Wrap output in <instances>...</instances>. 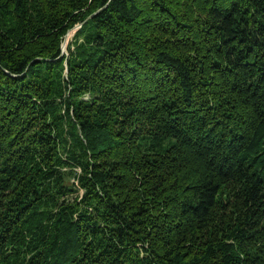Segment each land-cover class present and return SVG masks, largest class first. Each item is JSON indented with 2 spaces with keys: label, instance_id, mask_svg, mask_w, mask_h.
Listing matches in <instances>:
<instances>
[{
  "label": "trees",
  "instance_id": "obj_1",
  "mask_svg": "<svg viewBox=\"0 0 264 264\" xmlns=\"http://www.w3.org/2000/svg\"><path fill=\"white\" fill-rule=\"evenodd\" d=\"M0 264H264V0H0Z\"/></svg>",
  "mask_w": 264,
  "mask_h": 264
},
{
  "label": "rangeland",
  "instance_id": "obj_2",
  "mask_svg": "<svg viewBox=\"0 0 264 264\" xmlns=\"http://www.w3.org/2000/svg\"><path fill=\"white\" fill-rule=\"evenodd\" d=\"M78 27H79V26L77 25V26H75L73 29H71V30L68 32L67 36L65 37V40H64V42H63V48H64V51H67L68 43H69V41L73 38L74 33L76 32V29H77Z\"/></svg>",
  "mask_w": 264,
  "mask_h": 264
},
{
  "label": "water",
  "instance_id": "obj_3",
  "mask_svg": "<svg viewBox=\"0 0 264 264\" xmlns=\"http://www.w3.org/2000/svg\"><path fill=\"white\" fill-rule=\"evenodd\" d=\"M78 26H80V24H79ZM66 36H67V35H66ZM62 48H63V45H62ZM63 51H64V48H63Z\"/></svg>",
  "mask_w": 264,
  "mask_h": 264
}]
</instances>
